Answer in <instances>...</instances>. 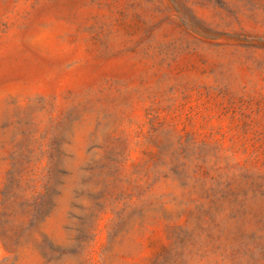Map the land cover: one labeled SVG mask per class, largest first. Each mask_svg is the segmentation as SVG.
I'll list each match as a JSON object with an SVG mask.
<instances>
[{
  "label": "rangeland",
  "instance_id": "374dc122",
  "mask_svg": "<svg viewBox=\"0 0 264 264\" xmlns=\"http://www.w3.org/2000/svg\"><path fill=\"white\" fill-rule=\"evenodd\" d=\"M0 264H264V0H0Z\"/></svg>",
  "mask_w": 264,
  "mask_h": 264
}]
</instances>
